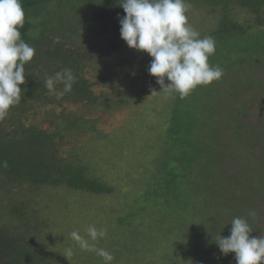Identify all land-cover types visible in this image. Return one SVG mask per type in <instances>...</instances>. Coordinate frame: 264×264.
I'll use <instances>...</instances> for the list:
<instances>
[{"label":"trees","instance_id":"obj_1","mask_svg":"<svg viewBox=\"0 0 264 264\" xmlns=\"http://www.w3.org/2000/svg\"><path fill=\"white\" fill-rule=\"evenodd\" d=\"M184 2L219 18L218 26L200 38L210 36L215 41L216 50L209 63L223 69L221 85L227 93H220L219 88L218 93H213L212 84L217 81L207 85L209 93L200 100L198 110L183 106L179 95L175 97L164 144H168V155L176 147L180 153L172 155L171 163L165 159L159 165L173 179L181 175L199 177L197 182L206 184L202 200L207 202L206 218L213 216V221L205 219L209 224L196 226L199 222L196 215L188 220L189 232L202 231L196 235L199 246H194L192 252L196 255L191 256V264L200 263L203 250L213 255L210 264H226V259L233 258H228L230 253H221L215 241L231 232L227 226L232 228L234 218L247 220L251 236L258 237V233L264 232L258 200H264V145H258L264 142V124L258 133L255 127L240 122L242 117L248 119L249 103L234 97L238 94L233 90L236 80L232 77L236 73L234 65H247L249 78L243 84L250 89L255 78L252 76L258 70L255 61H264V0ZM21 3L25 11V25L20 29L22 38L36 52L25 65L20 102L0 119V264H54L60 255L38 240L37 231L44 218L26 194L28 188L36 192L45 186H66L94 194L114 190L92 172L90 160L79 157L81 149L73 147L68 155H63L62 147L71 135L80 134L89 124L85 114L104 102L96 91L100 81H91L88 72L91 62L97 64L127 46L121 38L119 23L126 13L118 0H21ZM240 7L251 13L254 24L236 18L235 11ZM65 68H70L76 77L73 90L62 95L49 94L46 79ZM56 89L61 92L63 84L57 83ZM226 94L241 107L238 115L230 118L234 132L229 133L220 123L224 113L218 104ZM72 105H80L84 112L70 110ZM105 106L111 107L108 103ZM5 161L7 167L3 166ZM181 165L184 172L180 171ZM194 202L190 203L196 205ZM250 212H255V217ZM33 221L40 222L39 226Z\"/></svg>","mask_w":264,"mask_h":264},{"label":"rangeland","instance_id":"obj_2","mask_svg":"<svg viewBox=\"0 0 264 264\" xmlns=\"http://www.w3.org/2000/svg\"><path fill=\"white\" fill-rule=\"evenodd\" d=\"M235 12L243 23L254 24L247 9L240 7ZM186 15L199 35L218 26L216 14L204 8L187 5ZM151 59L148 53L126 46L97 64L91 62L88 75L91 81H100L96 91L104 102L85 112L89 124L80 134L71 135L62 147L63 155H68L73 147L81 149L79 157L90 160L92 172L114 190L109 194H94L66 186H45L36 192L28 188L27 199L37 205L44 218L37 231L38 240L60 255L54 264H104L95 251L82 250L70 236L78 231L89 239L86 232L89 226L105 232L103 238L89 239V243L109 251L114 257L111 264H191V256L196 255L192 252L194 246H199L196 235L202 231L189 232L188 220L196 215L199 220L196 226L209 224L205 219L213 221V216L206 218L207 202L202 200L206 184L197 182L199 177L181 175L173 179L160 168L159 163L165 159L171 163L172 155L180 153L176 147L168 155V144H164L167 119L178 94L160 92L157 78L148 73ZM255 64L258 70L252 76L255 78L250 89H245L243 84L248 81L250 67L234 65L236 73L232 77L236 80L233 90L238 94L234 97L249 103L248 119L242 117L240 122L255 127L258 132L264 124V61L257 59ZM222 79L223 76L212 84L214 94L218 88L220 93L227 91L221 85ZM207 90V86H198L181 103L198 110L199 102L209 93ZM106 103L111 107L107 108ZM218 104L224 113L220 120L223 129L234 132L230 118L238 115L241 107L229 94ZM70 110L84 112L80 105H72ZM258 145L263 146L264 142ZM183 169L181 165L180 171ZM192 200L196 205L190 203ZM258 200L260 220H264V200ZM234 203L237 206L233 207H238L237 201ZM227 231H231V226H227ZM257 236L264 237V232ZM200 258L199 264H210L213 255L203 250ZM228 258L233 259H226V264H236L235 253H230Z\"/></svg>","mask_w":264,"mask_h":264},{"label":"clouds","instance_id":"obj_3","mask_svg":"<svg viewBox=\"0 0 264 264\" xmlns=\"http://www.w3.org/2000/svg\"><path fill=\"white\" fill-rule=\"evenodd\" d=\"M126 15L120 17V35L131 49L146 52L151 62L148 73L157 78L160 92L176 93L181 99L196 87L207 86L223 76L220 66H211L209 57L215 53V41L200 35L188 23L184 0H118ZM25 11L21 0H0V119L21 100L25 83V65L33 60L35 48L22 38ZM166 79L168 83H166ZM76 77L65 68L48 77L45 86L49 94L62 95L73 90ZM63 89L57 92L56 84ZM154 92V91H153ZM152 92V93H153ZM7 167V162L3 163ZM255 217V212H250ZM230 235L220 236L215 243L221 253H235L236 264H264V237L251 236L247 220L234 218ZM91 241L103 238L105 232L95 226L86 229ZM82 250L95 251L104 264H111L113 255L89 243L78 231L70 233Z\"/></svg>","mask_w":264,"mask_h":264}]
</instances>
